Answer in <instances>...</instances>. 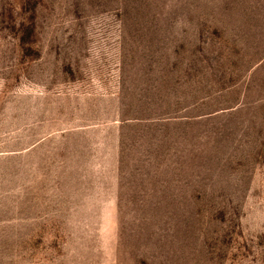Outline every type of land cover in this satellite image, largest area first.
<instances>
[{"label":"rangeland","instance_id":"obj_1","mask_svg":"<svg viewBox=\"0 0 264 264\" xmlns=\"http://www.w3.org/2000/svg\"><path fill=\"white\" fill-rule=\"evenodd\" d=\"M0 264H264V0H0Z\"/></svg>","mask_w":264,"mask_h":264}]
</instances>
